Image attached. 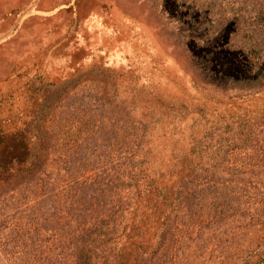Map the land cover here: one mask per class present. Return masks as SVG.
I'll return each mask as SVG.
<instances>
[{
  "label": "rangeland",
  "instance_id": "rangeland-1",
  "mask_svg": "<svg viewBox=\"0 0 264 264\" xmlns=\"http://www.w3.org/2000/svg\"><path fill=\"white\" fill-rule=\"evenodd\" d=\"M88 239L264 264V0H0V264Z\"/></svg>",
  "mask_w": 264,
  "mask_h": 264
},
{
  "label": "trees",
  "instance_id": "trees-1",
  "mask_svg": "<svg viewBox=\"0 0 264 264\" xmlns=\"http://www.w3.org/2000/svg\"><path fill=\"white\" fill-rule=\"evenodd\" d=\"M29 164H31L30 161L25 163L24 167H28ZM90 240H91V238H90ZM90 240L88 239V242H86V240H85V242L83 243V246L80 249V255H79V258L81 259L80 264H91L90 263V259H91V255H92L91 253H93V250L96 249V247H95L96 245L91 246Z\"/></svg>",
  "mask_w": 264,
  "mask_h": 264
}]
</instances>
